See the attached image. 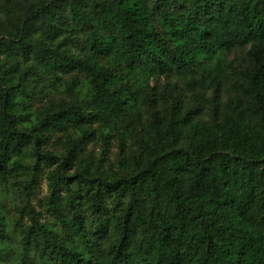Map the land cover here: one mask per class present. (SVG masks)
<instances>
[{
    "label": "trees",
    "instance_id": "1",
    "mask_svg": "<svg viewBox=\"0 0 264 264\" xmlns=\"http://www.w3.org/2000/svg\"><path fill=\"white\" fill-rule=\"evenodd\" d=\"M23 1L0 0V264H264V0Z\"/></svg>",
    "mask_w": 264,
    "mask_h": 264
},
{
    "label": "rangeland",
    "instance_id": "2",
    "mask_svg": "<svg viewBox=\"0 0 264 264\" xmlns=\"http://www.w3.org/2000/svg\"><path fill=\"white\" fill-rule=\"evenodd\" d=\"M14 2H19V3H23V0H13ZM5 18L4 13H2L0 11V21L3 20ZM247 51L248 48H237L232 50L231 52L228 53L227 55V61L229 63H244L245 59H246V55H247ZM160 85H165V83L169 82L168 80H166L165 78H161L159 81ZM176 81H172V83H175ZM210 95V93H208ZM61 96V94L57 93V97ZM225 100V98H224ZM42 100H37L34 102V105L39 106V104H41ZM211 116V112L210 109H206L204 111V117L205 118H210ZM48 136V140L47 143L45 145H42V147L47 148V149H51L54 151H59L62 149V142L64 140V136L62 133H50L47 135ZM101 148L103 149H108L106 151L107 153V160L113 161L115 159V157L117 156V144H116V140L112 139L110 140V143L106 146V144H103L101 141L96 140V142H90L86 145V148L84 149L83 153H82V157H85L87 155H89L94 162L97 161V159L100 157V152H101ZM105 163L103 164V167H105ZM41 168H42V172L40 174V182L39 185L36 187V191L34 196L31 198V202L35 208V210L38 212V216L40 218V220L42 221H51L52 217L49 213V211L47 210L46 207V196L48 194L47 191V179H46V174L49 172L50 170V166H46L43 162H41ZM12 196H14L12 193L9 195L7 194L5 197V201L7 203L11 202ZM4 198V197H3ZM24 221H27V217L24 216L23 217Z\"/></svg>",
    "mask_w": 264,
    "mask_h": 264
}]
</instances>
